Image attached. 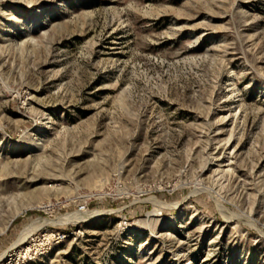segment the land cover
<instances>
[{
	"label": "rangeland",
	"instance_id": "1",
	"mask_svg": "<svg viewBox=\"0 0 264 264\" xmlns=\"http://www.w3.org/2000/svg\"><path fill=\"white\" fill-rule=\"evenodd\" d=\"M0 264H264V0H0Z\"/></svg>",
	"mask_w": 264,
	"mask_h": 264
},
{
	"label": "bare ground",
	"instance_id": "2",
	"mask_svg": "<svg viewBox=\"0 0 264 264\" xmlns=\"http://www.w3.org/2000/svg\"><path fill=\"white\" fill-rule=\"evenodd\" d=\"M41 208V207H40ZM43 209V208H42ZM21 211V210H20ZM19 211V212H20ZM20 213H23V211L22 212H20ZM82 218V217H81ZM10 220V219H9ZM78 220V219H77ZM41 222L42 221H36V222H33L32 224H30L29 226H27L22 232H21V234H20V241H19V243L20 244H23V242H24V240H25V238L28 236V235H30V233H32V231L33 230H35V229H37V228H39V227H41ZM44 222V221H43ZM8 224V223H7Z\"/></svg>",
	"mask_w": 264,
	"mask_h": 264
}]
</instances>
